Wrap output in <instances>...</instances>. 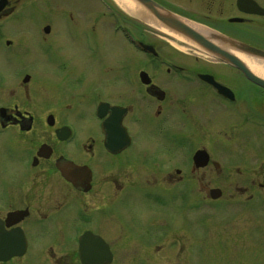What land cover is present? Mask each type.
<instances>
[{
	"label": "flooded vegetation",
	"instance_id": "af4514ba",
	"mask_svg": "<svg viewBox=\"0 0 264 264\" xmlns=\"http://www.w3.org/2000/svg\"><path fill=\"white\" fill-rule=\"evenodd\" d=\"M62 1L0 0V264H162L203 248V213L233 217L219 247H254L240 226L264 211V87L142 6ZM153 1L224 49L264 50V14L239 0ZM209 127L257 178L203 179L221 171ZM86 235L104 261H83Z\"/></svg>",
	"mask_w": 264,
	"mask_h": 264
},
{
	"label": "rangeland",
	"instance_id": "374dc122",
	"mask_svg": "<svg viewBox=\"0 0 264 264\" xmlns=\"http://www.w3.org/2000/svg\"><path fill=\"white\" fill-rule=\"evenodd\" d=\"M31 4H39L44 5L48 0H30ZM262 3H264V0H260ZM29 2V1H28ZM24 4V2H22ZM68 4H72L71 0H64L62 2H59L57 5L61 6H67ZM69 5L66 7L68 8ZM47 14L49 13V10L47 8H43ZM233 12H226V16L233 15ZM55 19V18H54ZM34 20H40V18L35 17ZM57 21H61L58 19ZM205 62V61H204ZM201 102V101H199ZM197 102V103H199ZM204 99H203V113H204ZM225 117L223 121L225 122ZM209 123V120L203 118V125H207ZM213 128V126L211 127ZM213 134V133H212ZM224 139L227 140L228 135L224 134L222 135ZM219 137L212 136L210 132V127L208 128L206 134L203 138V143H206L208 146V150L213 154V158L218 160L221 163V171L208 170L207 172L203 173L205 175L203 179L207 181H248L252 178H257L258 176L256 173L252 171L251 168H246L241 165V169H243V172H236L234 168L229 167L230 166V155L231 153L227 154L223 152V154H219V149L215 146L214 142ZM205 145V146H206ZM216 155V156H215ZM234 160L235 158L232 157ZM245 164V162H244ZM231 170V172H230ZM262 205L264 203L262 202ZM255 225H243L240 226V229L242 230H253L250 238L246 237L245 241H249L254 245V247H245L243 248L241 245L237 247H226L221 248L218 246L217 239H222V236L219 237V233L222 230H229L231 229V221L232 216L229 214H226L223 218H219L214 216L213 214H210L208 216L204 215L203 213V248L199 247L195 243V238L191 240V243L189 244V247H187V250L180 251L179 253H175V259L170 260L165 256L164 253L157 254L156 257H158L157 260L160 261V263L163 264V262H167V264H264V211H257V214L255 215ZM243 218V217H242ZM244 218H253L252 216L249 217V215L244 216ZM194 225H192L193 227ZM220 228V229H219ZM222 228V229H221ZM226 228V229H223ZM211 230V232L209 231ZM215 230L216 233H214V236H212V232ZM225 236L224 238H226ZM228 240V239H227ZM241 241V240H240ZM239 241V242H240ZM231 241H229L230 243ZM231 244V243H230ZM153 255V254H152ZM140 256L136 254H130L126 257L127 260H138ZM145 257V256H144ZM155 257V258H156ZM122 260V259H121ZM147 260V259H146Z\"/></svg>",
	"mask_w": 264,
	"mask_h": 264
},
{
	"label": "water",
	"instance_id": "95a60500",
	"mask_svg": "<svg viewBox=\"0 0 264 264\" xmlns=\"http://www.w3.org/2000/svg\"><path fill=\"white\" fill-rule=\"evenodd\" d=\"M132 1L137 5L138 8L140 6L144 7L146 13L149 14L150 16L151 15L153 17L160 16L159 19L164 24L169 26V28L176 31V33L181 34L187 38H190L191 40H193V42L202 46L203 49L209 52L210 54L239 68L241 71L244 72V74L248 79L264 87V78L253 72L251 68L239 57L238 53H236L235 51V50H239L242 55L248 58L255 59V61L260 62L264 65V50L252 47L245 43H241V42L239 43L235 41L230 43L229 49H224L221 46V43L212 39V37L209 34L203 33L202 35L197 29H195V27L188 25L187 23L181 21L175 16H172L171 14L163 15L159 13L158 10L156 9L157 5L153 0H132ZM239 6L241 7V9H247V10L250 9L249 11L253 13L264 14V8L260 7L253 0H239ZM195 158L202 159L199 162V165L206 164L208 160V156L204 151L198 152ZM217 191L219 190H213V197L218 196V194H214ZM93 244L94 241L91 239L89 235L83 236L81 240L80 255L85 263H96L100 261V259L104 261V258L103 259L98 258L100 253L94 249ZM106 255L110 257L108 258V260L112 259V255L107 249H106Z\"/></svg>",
	"mask_w": 264,
	"mask_h": 264
},
{
	"label": "bare ground",
	"instance_id": "6f19581e",
	"mask_svg": "<svg viewBox=\"0 0 264 264\" xmlns=\"http://www.w3.org/2000/svg\"><path fill=\"white\" fill-rule=\"evenodd\" d=\"M121 7L132 11L133 13H135L138 9L137 5L132 1V0H115ZM149 21H151V19H149ZM207 34H209L208 32H206ZM212 39L216 40L219 42V40L209 34ZM239 57L251 68V70L253 72H255L257 75L261 76L264 78V65L260 62L255 61V59L252 58H248L242 54H238Z\"/></svg>",
	"mask_w": 264,
	"mask_h": 264
}]
</instances>
